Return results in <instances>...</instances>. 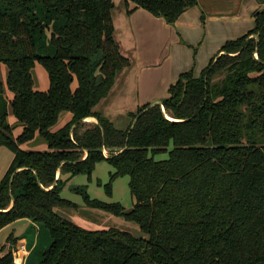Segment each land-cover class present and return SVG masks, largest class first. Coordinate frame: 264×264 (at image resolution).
<instances>
[{
  "label": "trees",
  "instance_id": "16d2710c",
  "mask_svg": "<svg viewBox=\"0 0 264 264\" xmlns=\"http://www.w3.org/2000/svg\"><path fill=\"white\" fill-rule=\"evenodd\" d=\"M197 1L124 3L134 6L128 14L142 8L169 24ZM113 8V0H0L7 69L0 146L13 153L0 180V229L19 219L41 223L51 243L37 264H264V8L253 15L254 28L226 41L197 77L192 69L181 73L161 105L130 114L125 130L93 110L130 65L113 40ZM35 64L47 73L46 91L33 88ZM67 112L71 120L51 131ZM88 117L96 123L84 122ZM37 135L47 150L20 148ZM103 161L113 168L107 196L114 180L128 177L130 210L71 189L86 207L135 223L142 236L85 230L57 213L78 208L60 196L66 181L89 180ZM0 253V264H14L11 249Z\"/></svg>",
  "mask_w": 264,
  "mask_h": 264
},
{
  "label": "crops",
  "instance_id": "0c3cea01",
  "mask_svg": "<svg viewBox=\"0 0 264 264\" xmlns=\"http://www.w3.org/2000/svg\"><path fill=\"white\" fill-rule=\"evenodd\" d=\"M113 6L111 11L113 40L130 65L116 73L115 82L108 95L102 98L93 110L108 119L117 130L127 129L131 120L130 114H135L139 107L165 99L168 96V88L176 82L181 73L192 69L197 77L210 60L215 58L226 41L236 40L254 28L253 15L264 8V5L257 3L256 0H198L195 6L188 8L174 23L167 24L162 18L155 17L142 8H136L128 14L127 11L134 6L132 4L126 6L124 0H113ZM41 67L35 69L34 76L32 74L33 88L37 91H46L49 79ZM0 71V79L5 86L7 72L4 67ZM74 84L76 87V81L73 82L72 89L75 88ZM5 90L6 87L4 96ZM10 96L11 100L13 96L11 94ZM9 115L7 122L13 126L16 119L12 115L14 118L10 120ZM64 117L66 118L64 124L55 128V131L67 124L72 114L68 112ZM84 122L96 123L92 117L86 118ZM0 148L2 156L4 154L2 149L7 148L3 146ZM85 155L86 153L83 158ZM12 159L13 153L11 161ZM11 161L4 166V174ZM58 177L57 172L56 178ZM70 180L68 179L65 185L70 183ZM19 221L27 222V226L33 224L29 219L17 220ZM17 222L0 229L3 236L0 248L4 246V251L11 249L15 256L18 246L24 244L20 232L15 231ZM33 229L38 231V225L33 224ZM9 235L13 236L15 241L7 244ZM22 260L25 261L24 258ZM15 261L17 264V257Z\"/></svg>",
  "mask_w": 264,
  "mask_h": 264
},
{
  "label": "rangeland",
  "instance_id": "374dc122",
  "mask_svg": "<svg viewBox=\"0 0 264 264\" xmlns=\"http://www.w3.org/2000/svg\"><path fill=\"white\" fill-rule=\"evenodd\" d=\"M48 33L49 32H47V34ZM35 42L37 45H39V41L35 40ZM40 52H43V51L41 50ZM48 53L52 54L53 51H49ZM3 67L5 71L7 72L5 65L0 63V70L3 69ZM37 67L40 68L41 66L36 64L34 70L32 69L33 76L35 75V72H36L35 69ZM73 87H75V84L73 85ZM35 88H38V87H35ZM5 93H6L7 99L10 100L9 99L11 98L10 92L5 90ZM9 111L10 110H8V112ZM9 114H10L9 115L10 120L13 119L14 117L12 116V114L10 112ZM62 114L63 115L61 116V118H59L58 122L54 126H52L50 130L55 131V128L57 129L58 126H62L64 124V121L66 118L64 117L65 114L64 113ZM19 126L15 128L14 136H17L18 134L21 133V128H20L21 126L20 127ZM21 148L26 151H33V150L34 151H45L47 150L46 142L38 135L33 139V141L23 144V147L21 145ZM2 150L4 151V154L0 156V180L5 171L4 166H6L7 163L11 161V158H12V153L9 150L7 149H2ZM155 157L156 159H164L166 155H157ZM111 172H113L112 166L106 163L105 161H103L102 163H99L95 167L93 173L91 174V178L89 180L86 178L85 175H78V176L72 177L70 180V183H68L67 185H64L63 188L61 189L60 196L64 199L75 202L78 205V208L77 209L57 208L56 211L59 215H61L65 219L74 222L75 224H77L78 226H80L81 228L85 230L87 229L88 230H105L108 228H116L120 231L124 230L129 233H132L136 237H140L143 235V233L139 231V228L135 223L129 222L125 220L124 218L114 216L110 213L103 212L101 210H96V209L86 207L83 203V200L81 199V196L78 193H75L71 189L73 187H81L84 189V191L87 192V194L92 199H97L99 201H102V202L105 201L109 203L118 202L122 204V206L124 207L126 211H128L131 209L133 205V200L129 194V189H128L129 180L127 176H122L121 178H117L116 180H114L112 184L111 196H107L104 191L103 185L109 182L108 179H109V174ZM97 181L101 183V186L97 185ZM27 224L28 223L25 221H19L15 225V231L20 232L19 235H21V238H22L21 241L24 243L18 246V248L16 249L17 250L16 251L17 264H37L42 256V251H44L48 247V245L51 243L50 236L48 235L47 230L41 223H38V224L35 223L36 225H38V231L37 229H35L34 231L33 224L32 226H27ZM1 238H3L2 234H0V244L2 243ZM25 245L27 248L25 247ZM21 256L22 258L25 259V261L22 260Z\"/></svg>",
  "mask_w": 264,
  "mask_h": 264
},
{
  "label": "water",
  "instance_id": "95a60500",
  "mask_svg": "<svg viewBox=\"0 0 264 264\" xmlns=\"http://www.w3.org/2000/svg\"><path fill=\"white\" fill-rule=\"evenodd\" d=\"M156 104H159V105H161V102H160V101H158V102H156ZM135 121H136V119L133 121V123L131 124L130 128H132V127H133V125H134ZM54 185H55V184H54Z\"/></svg>",
  "mask_w": 264,
  "mask_h": 264
},
{
  "label": "built area",
  "instance_id": "2783aa9c",
  "mask_svg": "<svg viewBox=\"0 0 264 264\" xmlns=\"http://www.w3.org/2000/svg\"><path fill=\"white\" fill-rule=\"evenodd\" d=\"M102 152H103L104 156H108V153H107L105 148H102Z\"/></svg>",
  "mask_w": 264,
  "mask_h": 264
}]
</instances>
